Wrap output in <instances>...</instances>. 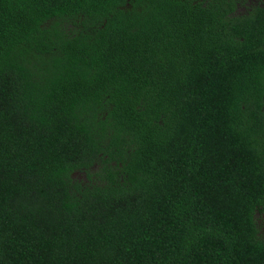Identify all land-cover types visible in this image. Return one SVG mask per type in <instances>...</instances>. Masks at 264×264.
Masks as SVG:
<instances>
[{
  "label": "trees",
  "instance_id": "trees-1",
  "mask_svg": "<svg viewBox=\"0 0 264 264\" xmlns=\"http://www.w3.org/2000/svg\"><path fill=\"white\" fill-rule=\"evenodd\" d=\"M0 264H264V0H0Z\"/></svg>",
  "mask_w": 264,
  "mask_h": 264
},
{
  "label": "rangeland",
  "instance_id": "rangeland-1",
  "mask_svg": "<svg viewBox=\"0 0 264 264\" xmlns=\"http://www.w3.org/2000/svg\"><path fill=\"white\" fill-rule=\"evenodd\" d=\"M75 175L76 176H81L82 174L77 172V173H75Z\"/></svg>",
  "mask_w": 264,
  "mask_h": 264
}]
</instances>
